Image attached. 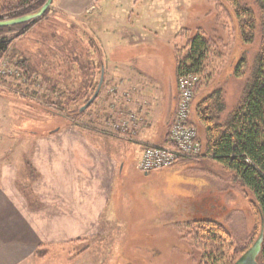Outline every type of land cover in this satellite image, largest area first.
Wrapping results in <instances>:
<instances>
[{
  "label": "rangeland",
  "instance_id": "374dc122",
  "mask_svg": "<svg viewBox=\"0 0 264 264\" xmlns=\"http://www.w3.org/2000/svg\"><path fill=\"white\" fill-rule=\"evenodd\" d=\"M53 4L39 20L26 22L34 24L0 55V264H231L234 250H226L227 244L252 246L260 216L247 187L217 161L189 160L144 172L143 155L132 145H111L106 168L92 167L88 180L110 206H69L67 196L66 206H59V184L74 198L78 189L76 201L83 203L81 179L70 175L91 170L89 153L86 164L76 155L74 163L68 160V141L108 137L88 129L99 96L79 110L100 81V68L92 63L103 57L91 42L96 35L86 20L81 30L77 19L57 13ZM111 7L131 17L127 28L116 27L114 38L122 46L112 52L117 58L135 66L160 61V75L167 78L176 52L201 30L212 42L205 66L210 77L194 101L221 89L228 112L239 104L263 42L259 29L244 42L246 17L238 7L258 16L255 0H124ZM143 21L146 30L138 29ZM136 101L130 103L135 120L142 111ZM197 128L203 133L200 123ZM63 150L64 162L58 161ZM204 219L221 223L228 233L224 243L217 242L224 247L211 253L216 261L192 235L194 222Z\"/></svg>",
  "mask_w": 264,
  "mask_h": 264
},
{
  "label": "crops",
  "instance_id": "0c3cea01",
  "mask_svg": "<svg viewBox=\"0 0 264 264\" xmlns=\"http://www.w3.org/2000/svg\"><path fill=\"white\" fill-rule=\"evenodd\" d=\"M123 2L124 0H54L53 5L57 13L77 19L79 23L76 25L80 29L84 28L85 23L82 21L86 20L88 29L96 35L94 37L91 34L92 40H90L93 41V45L95 48L97 47L96 49L101 52L103 57L98 60L92 59V63L100 68V78L104 70V82L97 99L99 102H94V110H92L93 108L90 110V127L88 129H90L89 132L96 135L108 137L92 142L82 141L79 144L75 141H68L67 145L66 142L59 145L60 147H65V145L72 147V150L68 151L70 154L68 160L73 163L76 155L83 160V164H86L87 153H89L88 159L91 169L83 170L79 175H70V178L81 179L78 187H82V189L78 194L83 197V203L78 205L76 201L78 189H76L74 198L73 195H66L64 187L61 189L62 185L59 184L57 194L62 201L59 206H66V196L70 197L71 204L69 206H110L107 195L104 193L99 195L98 192L94 191V182L88 183L91 173L94 172L93 169L96 172H102L106 168L103 160H106L107 152H109L108 146L130 144L134 148V153L138 150L142 156L145 147L149 145H171L169 132L179 102L176 62L173 72L171 69L166 78L160 75L162 63L160 61L141 62L135 66L124 58H117V55L112 53L122 48L119 46L118 39L114 38L115 35L117 36V25L127 28L130 23L131 17L128 12L113 13L111 10L112 3ZM110 20H114L113 22L116 24L114 28L110 26L112 25ZM148 25L149 23L146 21L138 29L146 30ZM138 29L135 28L132 31L133 36L136 37L135 32ZM125 96H129L130 99ZM205 96L206 94L199 96L194 101L191 110L190 121L196 127L199 125L196 105ZM134 99L137 100L136 103L142 106L141 115L137 116L136 120L132 117L133 111L130 109V103ZM144 121L146 123H143ZM117 126L126 129H118ZM199 135L204 139V131L203 133L199 132ZM80 147L90 149L85 150L80 149ZM65 152L66 150L57 153L58 161L64 162L63 154L65 156ZM71 165L73 164L71 163ZM58 166L62 169L60 172L65 171V164H58ZM68 169H72V166L69 165Z\"/></svg>",
  "mask_w": 264,
  "mask_h": 264
},
{
  "label": "trees",
  "instance_id": "16d2710c",
  "mask_svg": "<svg viewBox=\"0 0 264 264\" xmlns=\"http://www.w3.org/2000/svg\"><path fill=\"white\" fill-rule=\"evenodd\" d=\"M44 2L45 0H0V20L28 14L42 6ZM255 2L259 9L258 16L251 8L238 7V15L246 17H241L244 42H251L258 29L262 36L263 44L255 61L252 80L248 83L241 101L231 112L227 111L221 89L213 90L197 103V118L205 131L204 139L201 138L203 152L198 158L181 161L208 158L234 173L254 198V207L260 216L257 233L259 236L262 219L264 220V0ZM236 4L239 6L238 2ZM33 24L0 27V55ZM16 30L18 35L15 34ZM6 31L15 32L10 36L3 34ZM211 47V39L200 30L191 34L186 47L176 52L177 78L189 74H196L199 77L194 95H199L203 91L207 84L205 80L210 77L205 71V66ZM193 226L195 230L193 228L192 235L204 249L211 250L208 259L212 257L211 259L216 261V256L212 254L224 247V244L220 245L217 242L224 243L226 239L224 235L228 236L227 230L221 223L210 219L195 221ZM230 246L234 250L229 258L231 264L251 247H233L227 244L226 250ZM257 261L264 264V239Z\"/></svg>",
  "mask_w": 264,
  "mask_h": 264
},
{
  "label": "built area",
  "instance_id": "2783aa9c",
  "mask_svg": "<svg viewBox=\"0 0 264 264\" xmlns=\"http://www.w3.org/2000/svg\"><path fill=\"white\" fill-rule=\"evenodd\" d=\"M198 75H183L178 80L180 99L171 130L172 146H149L145 149L139 168L144 172L173 166L182 159L198 158L203 151L197 128L190 122V113L194 99V87ZM135 114L132 117L135 118ZM118 129H126L117 126Z\"/></svg>",
  "mask_w": 264,
  "mask_h": 264
},
{
  "label": "water",
  "instance_id": "95a60500",
  "mask_svg": "<svg viewBox=\"0 0 264 264\" xmlns=\"http://www.w3.org/2000/svg\"><path fill=\"white\" fill-rule=\"evenodd\" d=\"M53 1L54 0H45L42 6H40L37 10H34L28 14L11 19L0 20V27L13 26V25H18L26 22H34L36 20H39L50 9ZM103 82H104V70L102 71L101 78L94 95L84 106L81 107L80 109L81 111L86 110L97 99V97L100 94ZM263 239H264V220L262 219L261 231L258 238L253 243V245L234 264H259L257 259L262 249Z\"/></svg>",
  "mask_w": 264,
  "mask_h": 264
}]
</instances>
